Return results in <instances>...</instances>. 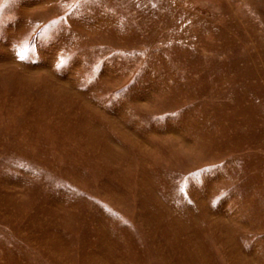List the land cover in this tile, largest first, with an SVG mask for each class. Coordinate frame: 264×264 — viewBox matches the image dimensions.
I'll return each instance as SVG.
<instances>
[{"label":"rangeland","instance_id":"rangeland-1","mask_svg":"<svg viewBox=\"0 0 264 264\" xmlns=\"http://www.w3.org/2000/svg\"><path fill=\"white\" fill-rule=\"evenodd\" d=\"M74 3L0 0V264H264V0Z\"/></svg>","mask_w":264,"mask_h":264},{"label":"snow or ice","instance_id":"snow-or-ice-1","mask_svg":"<svg viewBox=\"0 0 264 264\" xmlns=\"http://www.w3.org/2000/svg\"><path fill=\"white\" fill-rule=\"evenodd\" d=\"M79 6H80V4H79V0H76V3H74V4L72 5L73 8H77V7H79ZM20 58H21V59H24V58H25L23 52L20 53Z\"/></svg>","mask_w":264,"mask_h":264}]
</instances>
